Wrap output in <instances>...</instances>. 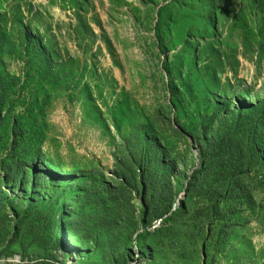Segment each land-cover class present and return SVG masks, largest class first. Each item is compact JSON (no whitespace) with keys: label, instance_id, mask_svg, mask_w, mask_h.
Masks as SVG:
<instances>
[{"label":"rangeland","instance_id":"obj_1","mask_svg":"<svg viewBox=\"0 0 264 264\" xmlns=\"http://www.w3.org/2000/svg\"><path fill=\"white\" fill-rule=\"evenodd\" d=\"M0 75V264H264V0H0Z\"/></svg>","mask_w":264,"mask_h":264},{"label":"trees","instance_id":"obj_2","mask_svg":"<svg viewBox=\"0 0 264 264\" xmlns=\"http://www.w3.org/2000/svg\"><path fill=\"white\" fill-rule=\"evenodd\" d=\"M13 81V80H12ZM4 83V78L0 75V84ZM0 91L2 87L0 86ZM2 93V92H1ZM0 93V119H2V95ZM259 110L245 109V106L238 105L237 118L226 126L222 132L218 133L209 143L204 144V150L200 153L201 162L205 171L212 172L216 167L223 178H232L241 162L247 159L264 162V103H259ZM259 112V121H262L261 130L251 127L244 118L252 112ZM16 139V129H11ZM10 168H21L20 163L13 161ZM10 175V173L8 174ZM32 180V179H31ZM148 191L154 188V183L144 184Z\"/></svg>","mask_w":264,"mask_h":264}]
</instances>
